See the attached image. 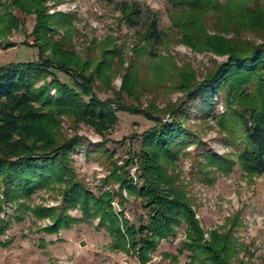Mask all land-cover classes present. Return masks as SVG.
I'll return each mask as SVG.
<instances>
[{
	"label": "rangeland",
	"instance_id": "374dc122",
	"mask_svg": "<svg viewBox=\"0 0 264 264\" xmlns=\"http://www.w3.org/2000/svg\"><path fill=\"white\" fill-rule=\"evenodd\" d=\"M218 1L219 11L178 9L169 0H42V5L55 24V30L47 35L53 41L65 40L64 51L89 61L87 68L95 76L97 94L107 99L121 93L128 105L144 109L153 103L162 108L188 100V94L177 88L178 75L193 69L199 79L204 78L214 65L229 58V54L198 50L182 41L180 23L189 32L204 25L211 35L264 42V29L242 23L239 3ZM124 2L142 9L141 16L132 21ZM6 3L13 6L20 23L8 31L0 26V66L13 60L39 59L44 40L39 41L35 32L43 9L24 12L12 0H0V4ZM3 6L0 14L5 15ZM150 16L157 17L164 44L147 38ZM44 49L47 56L53 53L50 43ZM57 74L72 82L67 73ZM129 86L132 91L127 90ZM215 99V115L203 112L202 97L188 102L190 113L182 119L196 136L169 165L170 172L192 198L204 242L213 239V231L232 234L236 251L229 264H264V172L251 174L238 162L226 171L209 162L207 153L238 160L242 142L241 125L230 120L227 126L232 129L228 130L220 122L227 114L225 96L215 92ZM118 111L115 126L104 130L81 122L74 114H62L53 132L58 141L81 140L69 154L70 165L88 193H73L69 189L71 177L37 182L31 189L0 182V264L199 263L185 246L191 242L190 225L185 220L177 226L176 236L162 237L150 259L143 262L130 243L112 234L109 222L96 209V198L105 191H115L113 211L121 219L135 222L140 216L149 218L142 196L131 193L112 175L114 165H126L131 159L127 166L130 180L140 182L133 152L142 147L144 132L155 121L132 110ZM171 119V115L164 117L166 123Z\"/></svg>",
	"mask_w": 264,
	"mask_h": 264
},
{
	"label": "trees",
	"instance_id": "16d2710c",
	"mask_svg": "<svg viewBox=\"0 0 264 264\" xmlns=\"http://www.w3.org/2000/svg\"><path fill=\"white\" fill-rule=\"evenodd\" d=\"M169 1L175 8L183 10L210 11L214 8L219 11L221 8L218 0ZM227 2L239 3L242 8L240 18L247 27L264 29V0ZM12 4L24 12L43 9L40 10L35 33L39 41H44L39 47V59L13 60L0 66V182L8 187L19 184L31 189L37 182L45 184L57 177H71L69 189L73 193H88L70 165L69 154L81 140H57L53 132L59 125V116L74 114L81 122L104 130L115 126L119 120L118 110L139 112L155 121V125L144 132L142 147L133 152L140 182L134 184L130 180L127 166L131 159L126 165H114L112 177L116 182H122L123 187H128L131 193L142 196L149 218L146 220L140 216L135 222L126 217L121 219L113 211V196L118 195L115 191H105L101 198H96V209L102 212L103 220L109 222L112 234L126 244L130 243L140 253L143 262L150 259V252L162 237H175L177 226L185 220L190 225L191 238L185 246L194 252L198 264H229L236 251L234 237L213 231V239L204 242V231L192 209V198L176 181L169 165L174 164L181 149L196 136L182 119L190 113L188 102L202 97L200 106L203 112L215 115V92H222L227 114L220 122L228 130L232 129L227 126L230 120L242 128L239 158L234 160L218 153L205 156L210 163L224 167L226 171H231L238 162L251 174L264 172V42L211 35L204 25L189 32L185 24L177 22L183 27L182 41L198 50L229 54V58L214 65L204 78L199 79L193 69H186L178 75L177 88L188 94V100L172 102L162 108L153 103L142 109L135 104L128 105L121 93L107 99L97 94L95 76L87 68L89 61L79 54L64 51L65 40L53 41V37L47 35L49 30H55V24L42 0H12ZM124 4L132 21L141 16L142 9L127 2ZM0 5H5V15L0 14V26L7 31L19 26L20 18L13 12V6L7 3ZM148 24L147 38L164 44V33L159 28L157 17L150 16ZM47 43L53 46L50 56L45 55ZM59 53L64 56L59 57ZM58 71L67 73L72 82L61 79ZM53 90L56 94L52 93ZM127 90L132 91V88L129 86ZM166 115L172 117L169 123L164 120Z\"/></svg>",
	"mask_w": 264,
	"mask_h": 264
}]
</instances>
